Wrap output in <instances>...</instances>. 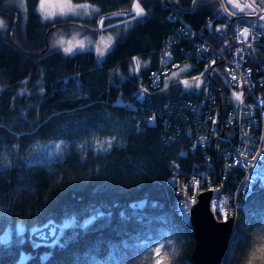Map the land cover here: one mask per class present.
I'll list each match as a JSON object with an SVG mask.
<instances>
[{
  "label": "trees",
  "instance_id": "1",
  "mask_svg": "<svg viewBox=\"0 0 264 264\" xmlns=\"http://www.w3.org/2000/svg\"><path fill=\"white\" fill-rule=\"evenodd\" d=\"M2 1L0 15L8 22V34L0 36V264H155L157 247L160 259L191 264L193 232L180 202L191 192L183 195L178 190L208 162L221 171L220 151L229 145L211 136L207 147L194 150L193 139L206 132L184 125L178 110H160L161 116L148 122L153 112L147 106L199 105L206 85L224 86L220 64L209 66L213 69L209 75L208 69L202 71L206 63L181 54L180 48L190 45L174 44L173 58L187 68L180 78L191 81L200 76L201 88L185 89L170 77L179 70L174 69L140 102L133 96L138 79L146 85L148 74L157 68L163 41L177 23L166 19L174 14L169 2L176 3L184 21L217 48L230 42L239 27L251 26L250 20L230 23L228 17L218 18L219 0H196L193 8L194 0H70L96 11L86 19H65L66 25L78 23L87 32L98 33L102 18L108 32L116 24L130 23L99 59L92 49L68 56L50 50V28L64 21L44 22L37 13L39 0H24L21 30L20 11L2 7ZM134 3H140L144 16L133 19ZM238 4L234 14L254 12L248 3ZM12 11L17 14L13 31ZM217 23L224 24L222 31L215 28ZM228 94L223 87L220 117L228 108ZM218 131L235 141L232 128L221 125ZM47 144H57L58 151L41 160L38 147ZM240 175L237 170L227 175L224 189H232ZM141 202L142 206L131 207ZM97 209L105 215L94 227L77 226ZM121 212L135 214L139 222L125 225ZM213 213L217 220L224 219L219 211ZM235 219L221 264H264V252L259 251L264 248V188L243 201ZM50 222L60 226L57 239L66 241L65 247L29 240V230ZM7 233L9 238L2 240Z\"/></svg>",
  "mask_w": 264,
  "mask_h": 264
},
{
  "label": "built area",
  "instance_id": "2",
  "mask_svg": "<svg viewBox=\"0 0 264 264\" xmlns=\"http://www.w3.org/2000/svg\"><path fill=\"white\" fill-rule=\"evenodd\" d=\"M169 4L174 14L167 16L166 19L171 22H177L178 25L175 28V33L177 34L167 39L168 43L164 44V49L174 41L183 44L187 43L190 45L189 48H180L181 54L185 58L204 62L206 67H213L216 62L220 64L221 74L225 81L224 86L210 83L205 86L204 95L199 105L191 106L188 103H183L180 108L183 111L189 108L188 110L195 116V120L190 127H193L196 131L203 130L206 132L193 139L192 148L194 150H201L207 147L211 136L214 139L220 138L221 141L223 140L229 145V148L222 147L223 149L220 151L224 161L222 169L226 170L227 165L230 170L237 168V171L241 173V184L235 194L230 197V200L240 202L245 197L239 195V192H242V194L248 192L244 187L246 183L256 184L253 186L258 189L264 188V181L260 184L259 182L256 183L254 179L257 174H264V157L257 155L258 153H264V27H260L264 26V22L248 26L246 37L240 35L244 26L239 27L230 42L224 43L222 47L217 48L192 29L172 3L169 2ZM164 49L162 48L159 51L158 67L150 73L146 85H149L151 81H157L158 73L164 72V69L172 68L170 70H174L181 67L180 62L177 60L170 64L171 61H168L163 55ZM233 76L236 77V80H232ZM223 87H227L231 94L225 98L228 108H223L224 114L220 117V114L216 115V113L220 112L221 109L218 107V103L221 100L220 97L224 99V96H222ZM233 92L243 94V103L235 101L232 96ZM137 99L133 97L134 101ZM177 116L181 119L180 114L177 113ZM198 116L200 119L196 122V117ZM214 120L216 123H213ZM147 121L150 122L148 119ZM221 125L230 127L235 131L236 138L234 142L230 141V138L225 134L222 137L221 134L224 132L218 131V126L221 127ZM181 130L182 128L179 129V131ZM207 133H210L209 137L206 136ZM233 150L237 152L235 156H233ZM227 151L230 152V157ZM253 157H256V159L254 160ZM228 159L230 162H228ZM210 167L212 166L209 162L205 164V168ZM174 172H177V168H174ZM199 172H202V170H197L190 175L187 183L178 190V193L181 194V191L186 192L190 188L199 189V191L192 193L186 201L183 198L180 200L182 213L187 216L189 215L190 207L195 203L197 195L201 191L216 190L211 186V182H208L206 186L201 185L195 177V174ZM226 176H222L215 181L222 184ZM220 200L223 202V207L227 206V208H230L223 196L219 194H216L211 199L210 205L217 204ZM231 217L235 219L234 216Z\"/></svg>",
  "mask_w": 264,
  "mask_h": 264
},
{
  "label": "rangeland",
  "instance_id": "3",
  "mask_svg": "<svg viewBox=\"0 0 264 264\" xmlns=\"http://www.w3.org/2000/svg\"><path fill=\"white\" fill-rule=\"evenodd\" d=\"M233 3L238 4L237 0H233ZM233 3H230L229 0H225L226 5H224V7L226 9H228V11L231 13H235L236 11L239 10V8L233 6ZM69 4L73 6L71 10H69L67 8V5H69ZM1 5H2V7L13 6V7L17 8V10L20 11V12H18V14H19V20H20V27L19 28L21 30L23 28V25H24V11H25L24 0H3ZM81 5H87L88 8H86V9L85 8H76L75 4H72L70 2V0H48V3L45 6L46 11L49 14L56 13V15H54L51 20H45L43 15L39 11L40 3H38V5H37V13L39 14V16L41 17V19L44 22H49V23H52V22L57 21V20L58 21H64L65 19H70V18L86 19L85 18L86 15L91 17L92 15H90V13H91L90 10L93 7H91L89 4H81ZM62 6L65 8V11L69 13L68 15H64V16L58 15L60 8ZM11 9H9V11H11ZM217 10H218V12H217L218 18H221V19L227 18L226 13L222 10L221 7H220V9L217 8ZM12 12H15V11H12ZM73 12H75L76 14H72ZM134 16H135V12H134ZM0 20L4 21V26L0 27V36L5 37V35L8 34V30H7L8 22L5 19H3L1 15H0ZM263 22H264V19H261V18L250 20V23L252 25L261 24ZM61 23L66 24V23H68V21L58 22L57 23L58 27L57 28L55 27V29L51 30V33L49 35V42H48L50 50L59 51V52L63 53L64 55H66L63 52V47L69 46V41H71V46L73 47V49L76 52L81 51V50L76 48V45L82 41L84 43V49L83 50L92 49L93 52L97 55V57L99 59H101L102 56H100L99 53L97 52V48H99L100 51L105 52L108 49V48L107 49L105 48V44L109 43V37L112 38L111 43L114 44L115 41H117L118 39L123 37V34L121 36V31L122 30L126 31L130 26V23H126L124 26H119L118 28H115L113 30H109V32H107V33L105 30H103V28H102V30L100 29L101 30L100 32L98 31V33H95V32H91V31L87 32L85 27L83 28V26H79L81 24H78V23L77 24L72 23V24H68L65 26H60ZM211 25H212V22L208 21V27L209 28L211 27ZM243 26H244V28L248 29L249 25H243ZM100 27H101V25H100ZM223 27H224L223 23H217L215 25L216 29H222ZM60 39H63L65 41L63 46H60L57 43V41H59ZM109 46H111V44H109ZM186 69H187L186 66H183V67L179 68V70L177 72H173L170 77H172L173 79L180 82L182 80V78H180L181 73H183L184 70H186ZM189 83L194 85L196 83V81H194L192 78V80L189 81ZM180 84L184 87V85L182 83H180ZM217 114L219 115V112H217L216 115ZM224 134L225 133L221 134L222 137L224 136ZM56 151H58V145L57 144H54V145L47 144V145L39 146L37 153H38L39 158L41 160H44L45 159L44 157H47ZM189 190L191 191L189 196L192 193L199 191L198 188H190ZM222 203L223 202L220 200L217 204H211V210L215 211V210L219 209L220 213L225 214L224 208H227V206L223 207ZM222 216L225 219V215H222ZM235 221H236V219H233V222H235ZM19 230L24 232V228H22V227L19 228ZM28 232H30V230ZM8 238H9V233L5 234L4 236L2 235V237H1L2 240H7Z\"/></svg>",
  "mask_w": 264,
  "mask_h": 264
},
{
  "label": "water",
  "instance_id": "4",
  "mask_svg": "<svg viewBox=\"0 0 264 264\" xmlns=\"http://www.w3.org/2000/svg\"><path fill=\"white\" fill-rule=\"evenodd\" d=\"M196 0H194L192 8ZM221 8L228 17V22L234 23L240 19L254 20L264 17V0H237L241 4L248 3L254 7L250 14H234L225 9L222 0H219ZM178 11H181L176 3H173ZM13 17L12 31L15 29L17 14L11 12ZM67 24V23H66ZM61 23L60 26H65ZM52 26L50 30L55 29ZM9 39L12 41L11 33ZM217 194L216 190L201 191L196 202L190 207L189 224L193 232L194 245L190 255L191 264H221L225 257L232 236L233 218L228 216L226 220H217L211 210L210 201ZM58 238L60 226L50 222L28 233V238L33 243L51 244L53 235Z\"/></svg>",
  "mask_w": 264,
  "mask_h": 264
},
{
  "label": "bare ground",
  "instance_id": "5",
  "mask_svg": "<svg viewBox=\"0 0 264 264\" xmlns=\"http://www.w3.org/2000/svg\"><path fill=\"white\" fill-rule=\"evenodd\" d=\"M172 5H173V3H172ZM11 17H12V15H11ZM177 25H178L177 23H174V25L172 27V34H171V36H173V33L175 32V28L177 27ZM166 43H168L167 42V38H166V40L163 41V45L166 44ZM174 44H178V42L177 41H174V42L170 43L164 49V53H163V55H165V58H167L168 61H171L170 64H172V62L174 63V60H177L176 58L173 59L174 49H172V47H173ZM157 67H158V63H157ZM179 68H181V67H179ZM170 69H172V68H170ZM170 69H164V72L158 73L157 81H151V83L149 85H147L148 87L146 85H143L142 79L139 78V80L137 81L138 82L137 83V89L135 91L137 94L133 96V97L138 98L137 100H135V102H137V103L140 102L144 98V95L146 94L145 92H148L147 90H149L150 88H152V89L158 88V86H159V84L161 82V77L163 75L167 74L170 71ZM205 69H208V73L207 74H210L213 71L212 68H208V67H205L202 71L205 72ZM149 75L150 74H148V76ZM227 96H230V91H229V94ZM140 97H142V98H140ZM174 106H175L174 104L164 103V104L160 105V109H159V107L158 108L155 107V109H153L152 108V105H148L147 108H149V109L152 110L153 115L150 116L147 119L152 123V122H154L155 116H161L160 110H163L164 112H167V113H170L173 110H175V111L178 110V114H180V117L182 119V122H184L183 124L190 127L193 124V122L195 120V117H191L190 115H188L186 113L187 112L191 113V111L189 110V111L186 112V111H183L180 108V106L179 107H176V106L174 107ZM199 119H200L199 116L196 117V122H198ZM177 128L179 130L181 127L178 125ZM178 134H179V132H178ZM228 153H229V157H230V152H228ZM232 153H233V156H235V154H237V152L235 150H233ZM228 162H230L229 159H228ZM236 170H237V168L230 170V167H228L226 165V170H223L222 169L221 171H216V168L210 167V168H204L202 170V172H199V173L195 174L196 179L201 183L202 186H206L208 182H211V186L216 189L217 194L223 196L224 200L230 205V208L224 209V212H225V215L226 216H234V217H236L237 216L238 209H240L243 201L246 200V198H248L249 196H251L254 192L260 190L257 187L253 186V185H256V184H253L252 183V185H251L252 186L251 192H247L246 193L247 195L246 194H242V192H239V195L245 197L244 199H242L240 202L234 201L232 199L230 200V197H232V195L235 194V192L238 190V188H239V186L241 184V178H238L234 182V187L232 189H230V188L224 189L223 183L221 184V183H219V182H217L215 180L216 179H219V178H221L222 176H225V175H233ZM254 179H255L256 183L259 182L260 184H262V182L264 181V174H257L256 176H254ZM208 186H210V185H208ZM190 192L191 191L189 190V191H186V192L181 191L180 193L183 194V195H187ZM235 226H236V221L233 223V226H232V236H233V233H234V230H235Z\"/></svg>",
  "mask_w": 264,
  "mask_h": 264
},
{
  "label": "snow or ice",
  "instance_id": "6",
  "mask_svg": "<svg viewBox=\"0 0 264 264\" xmlns=\"http://www.w3.org/2000/svg\"><path fill=\"white\" fill-rule=\"evenodd\" d=\"M230 3H233V0H229ZM48 3V0H40V9L39 11L41 12V14L43 15L44 19L45 20H51L53 18L54 15H56V13H52V14H49L47 11H46V4ZM233 6L234 7H237L239 8L240 5L239 4H235L233 3ZM72 5H67V8L69 10L72 9ZM76 8H88L87 5H77ZM132 8H133V11L135 12V17H133V19H136V18H140L142 16L145 15V11L144 9L140 6V3H134L132 5ZM69 13L65 11V8L62 6L60 8V11L58 13V15H61V16H64V15H68ZM72 14H76L75 12H73ZM261 19H264V17H261ZM103 24H104V18L101 19L100 21V25H101V28H103ZM4 26V21L3 20H0V27H3ZM260 27H264V26H260ZM217 31H222L221 29H217ZM248 33V29L247 28H244L243 31L240 32V35L241 36H245L247 35ZM111 40L112 38L109 37V43L108 44H105V48L107 49L109 47V44H111ZM57 43L60 45V46H63L65 41L63 39H60L59 41H57ZM76 48L79 49V50H83L84 49V43L81 41L80 43H78L76 45ZM63 52L66 54V55H76V51L73 49V47L71 46V41H69V46L67 47H63ZM97 52L99 53L100 56H103L105 53L100 51L99 48H97ZM133 61L134 63L137 61V58H133ZM214 63V61H213ZM137 68L140 67L139 63L136 64ZM250 71V70H249ZM193 80L196 81V83L194 85L190 84L188 80H181L180 83H182L185 87V89H191V88H195V89H200L201 88V84L204 83L201 81V77L200 76H195L193 77ZM232 80H236V77L233 76L232 77ZM78 86V84H77ZM168 87V84L165 83V88ZM232 96L233 98L235 99V101H237L238 103H243V94L242 93H237V92H233L232 93ZM142 98V97H140ZM213 123H216V121L214 120ZM112 145L109 143L108 147H111ZM107 150V149H105ZM258 156H262L264 157V153H258L257 154ZM253 159L255 160L256 157H253ZM246 191L248 192H251V183H246L244 185ZM142 203L141 202V205H137V204H134L132 205L131 207L133 209L137 208V207H140L142 206ZM219 211V209H217ZM222 215H225L223 213H221ZM105 214L97 209L94 211L93 214L89 215L84 221L82 224H80L78 222L77 226L78 227H83V228H88V226H95L94 222H98V218L101 217V216H104ZM108 217H110L112 214L111 213H108L107 214ZM119 216H120V219L122 221V223H124L125 225H127L128 223H132V222H139V218H137L135 216V214H132V215H126L124 212H121L119 213ZM225 220H226V215H225ZM53 242L54 243H57L59 244L60 247H65L66 246V241H61V240H58L55 236V234L53 233ZM34 247H38V245H33ZM259 251L261 252H264V248H261L259 249ZM155 255L157 257L156 261H155V264H170V262L166 259H160L161 257V248L160 247H157L155 248ZM41 260H45L47 259V255L44 256V257H40Z\"/></svg>",
  "mask_w": 264,
  "mask_h": 264
},
{
  "label": "crops",
  "instance_id": "7",
  "mask_svg": "<svg viewBox=\"0 0 264 264\" xmlns=\"http://www.w3.org/2000/svg\"><path fill=\"white\" fill-rule=\"evenodd\" d=\"M39 3H40V0H39ZM90 11L93 12V11H95V9L92 8ZM119 26H121V25H120V24H116L115 26H113V29L118 28ZM100 29L102 30V28H100ZM113 29H112V30H113ZM101 30H99V32H100ZM106 32H108V31H106ZM112 44H113V43H111V45H112ZM109 47H110V46H109ZM109 47H108V48H109Z\"/></svg>",
  "mask_w": 264,
  "mask_h": 264
}]
</instances>
